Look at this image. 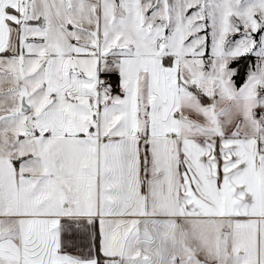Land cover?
Listing matches in <instances>:
<instances>
[{
  "label": "snow or ice",
  "instance_id": "1",
  "mask_svg": "<svg viewBox=\"0 0 264 264\" xmlns=\"http://www.w3.org/2000/svg\"><path fill=\"white\" fill-rule=\"evenodd\" d=\"M0 264H264V0H0Z\"/></svg>",
  "mask_w": 264,
  "mask_h": 264
}]
</instances>
